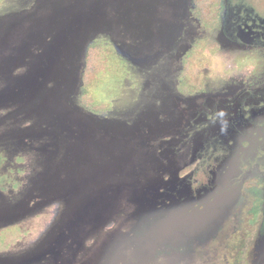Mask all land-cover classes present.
Instances as JSON below:
<instances>
[{
    "label": "rangeland",
    "instance_id": "obj_1",
    "mask_svg": "<svg viewBox=\"0 0 264 264\" xmlns=\"http://www.w3.org/2000/svg\"><path fill=\"white\" fill-rule=\"evenodd\" d=\"M116 1L0 0V209L13 210L17 200L21 205L29 197V205L46 203L0 224V264H57L54 249L45 258L33 255L64 220L78 235L77 244L67 238L62 247L63 261L73 254L72 264H235L243 242L234 235L233 254L225 258L221 236L217 245L174 239L184 231L172 234L167 224L169 231L163 232L167 216L146 210L156 174L151 146L167 134L157 135L154 127L159 120H176L175 99L164 100L170 91L162 83L181 66L174 47L193 36L185 23L180 39L154 49L153 56L143 50L149 57L141 61L129 50L138 45L135 5ZM209 27L203 34L208 43L214 38ZM93 42L118 48L110 55L109 75L89 88L98 100L111 103L98 113L80 97L85 51ZM215 50L199 58L212 75L225 58ZM188 53L186 66L196 56ZM120 61L126 62L124 70ZM181 74L182 88H194L196 74L189 68ZM185 147L180 143L181 159ZM121 157L126 167L119 178L112 172ZM248 256L245 264H255V253Z\"/></svg>",
    "mask_w": 264,
    "mask_h": 264
},
{
    "label": "flooded vegetation",
    "instance_id": "obj_2",
    "mask_svg": "<svg viewBox=\"0 0 264 264\" xmlns=\"http://www.w3.org/2000/svg\"><path fill=\"white\" fill-rule=\"evenodd\" d=\"M131 1L139 33L137 48L135 45L128 48L135 50L141 61L149 57L146 51L153 56L154 49L160 50L167 42L173 44L180 39L185 23L193 36L185 39L184 44L179 40L174 47L181 53V66L162 83L170 91L164 100L168 103L175 99L176 120L167 119L163 123L159 120L154 127L157 135H163V130L167 134L151 146L149 161L156 166V174L149 188L153 192L152 201L146 210L167 216L163 232L169 231L164 230L167 224L172 234L184 231L183 235L176 232L174 239L217 245V235L221 236L227 258L234 251L231 245L234 235L243 242L235 264H245L251 252L255 253V264H264V0H218L214 8L216 17L209 23L197 16L195 0ZM207 26L214 36L210 43L203 37ZM211 50L225 56L217 64V75L207 71L209 65L199 60L201 53ZM187 53L190 58L193 53L196 56L186 66L183 59ZM121 62L119 66L126 63ZM186 68L196 74L197 83L191 80L194 88L181 86L184 79L181 71ZM122 130L126 131V126ZM139 133L150 140L144 136L146 132L139 129ZM180 143L186 146L183 159L179 157ZM76 161L78 165L80 160ZM125 163L126 158L121 157L112 173L123 177ZM55 194L54 198L61 200L60 193ZM29 201L30 197L19 205L17 200L13 210L3 205L0 224L44 202L35 200L29 205ZM70 213L72 209L66 215ZM71 228L72 224L69 226L65 220L58 222L53 228L56 236L44 238L37 247L38 255L33 257L45 258L54 249V262L72 264L73 254L68 253V260L63 261L66 249L62 248L67 238L77 244L78 235ZM30 259L25 257L27 261Z\"/></svg>",
    "mask_w": 264,
    "mask_h": 264
},
{
    "label": "trees",
    "instance_id": "obj_3",
    "mask_svg": "<svg viewBox=\"0 0 264 264\" xmlns=\"http://www.w3.org/2000/svg\"><path fill=\"white\" fill-rule=\"evenodd\" d=\"M218 0H195L198 10L197 16L202 22H212L215 19V5ZM112 50L110 47H105L101 43H91L87 46L84 56V66L81 73V86L82 94L81 102L92 113H98L111 108V103L106 101H100L96 95L91 92L90 87L94 86L100 81V78L104 74L111 72L109 67L112 66L110 63V55ZM112 75V74H111Z\"/></svg>",
    "mask_w": 264,
    "mask_h": 264
}]
</instances>
